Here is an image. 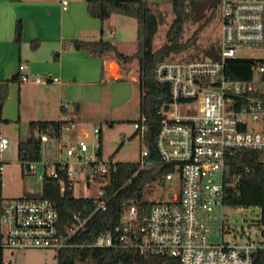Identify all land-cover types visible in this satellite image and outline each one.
<instances>
[{
  "label": "built area",
  "instance_id": "built-area-1",
  "mask_svg": "<svg viewBox=\"0 0 264 264\" xmlns=\"http://www.w3.org/2000/svg\"><path fill=\"white\" fill-rule=\"evenodd\" d=\"M67 6L63 1L64 10ZM217 12L221 19L218 59H165L155 68L157 82L169 87V96L157 112L155 151L159 160L148 159V118L142 115L134 123L145 143L138 162L141 168L157 172L156 178L168 182L177 178L178 191L171 200L151 203L147 212L139 202H130L118 223L101 231L93 243L72 244L70 240L86 229L92 215L107 211L106 188L117 163L104 160L99 127L82 131L71 120L59 129L51 126L39 133V139L51 145L54 158H21L22 166L33 172L41 164L45 170L38 178L43 186L57 183L61 196L71 192L74 198L92 199L95 209L89 216L74 211L63 221L56 201L42 194L4 201L0 264L6 250L59 253L77 247L133 251L144 257L175 258L180 264H255L256 252L264 249L260 216L253 224L255 236L251 230L231 233L225 200L230 190H239L242 180V175H231V160L245 150L264 151V66L255 68L250 79H232L227 75V61L238 59L240 46H264V0H220ZM26 68L20 66L21 71ZM22 80L29 77L23 75ZM35 81L56 82L58 78L37 76ZM67 108L68 104H62V109ZM9 144L7 138H0V152ZM3 169L2 165L1 174ZM81 183L87 190L97 185V193L77 196L76 187ZM215 231L220 233L219 239H215ZM225 234L232 240L225 241Z\"/></svg>",
  "mask_w": 264,
  "mask_h": 264
},
{
  "label": "trees",
  "instance_id": "trees-1",
  "mask_svg": "<svg viewBox=\"0 0 264 264\" xmlns=\"http://www.w3.org/2000/svg\"><path fill=\"white\" fill-rule=\"evenodd\" d=\"M204 0H171L174 20L166 35V44L158 50L153 49V42L158 31V19L148 0H87V9L91 17L101 22L108 20L112 15H122L134 18L138 22V50L133 55L119 52L111 43L103 39L92 42H79L76 47L88 49L99 55L113 53L115 58L123 64H131L138 60L140 79L144 93L141 103V111L148 118L149 131L146 143L150 149L149 161H157L155 151V138L159 128V116L157 112L163 101L169 96V87L159 84L155 77L157 64L170 56L185 49L182 38L187 20V4L202 3ZM220 0H209L203 5L212 10L207 19L210 21L215 16ZM187 42L195 41L200 30ZM22 37V24L17 22L15 30V42L20 43ZM264 48V46H263ZM206 56L218 59L216 49L206 51ZM264 66V56L260 59H236L227 61V75L232 79H250L255 68ZM8 84H0V125L9 123L3 118V107L8 99ZM64 122H34L30 125L31 136L18 143L20 158L27 161H40L43 152L47 149V143L40 141L35 133L47 130L54 126L59 129ZM264 151L245 150L231 160V175H242L238 191L230 190L225 204L230 209L260 210V224L264 226ZM2 163H0V167ZM250 169L247 172V169ZM156 179L152 170L142 169L139 163H117L115 174L111 178L110 185L106 188L109 197L108 209L105 212H97L91 216L86 229L73 237L70 242L75 245L91 244L101 231L116 225L123 214L125 207L130 202H139L147 212L151 203L142 200L143 190L148 183ZM2 174L0 172V216L4 199L1 196ZM42 197L49 198L58 204L63 221H66L74 211L82 212L89 216L95 209L92 199L74 198L71 192L61 196L59 185L52 183L43 186ZM58 264H180L175 258L144 257L133 251H119L113 249L98 248H67L61 250L58 255ZM255 264H264V249L255 254Z\"/></svg>",
  "mask_w": 264,
  "mask_h": 264
},
{
  "label": "rangeland",
  "instance_id": "rangeland-1",
  "mask_svg": "<svg viewBox=\"0 0 264 264\" xmlns=\"http://www.w3.org/2000/svg\"><path fill=\"white\" fill-rule=\"evenodd\" d=\"M152 11L158 19V31L153 42V49L158 50L166 44V35L171 23L174 20L173 8L167 0H148ZM205 2H188L187 20L182 38L185 49L178 53H172L165 59L208 58L206 51L221 49V19L218 12L207 21L212 13L209 8H204ZM116 25L117 39L112 35L113 42L121 52L126 55H133L138 50V22L134 18H125L115 15L111 21ZM195 41L187 44L195 32L200 29ZM121 42V43H119ZM119 45V46H118ZM264 56L263 47L240 46L237 48V57L240 59H260ZM123 71L124 79L118 82H108L104 85L91 88L90 96L79 100L81 105L80 113L75 116V121L80 122L82 131H92L94 127L101 129L103 158L105 161L116 163H138L141 154L145 149V143L140 134L135 130L134 123L139 121L143 115L141 103L143 98V87L140 82L130 80L129 72H133L140 79L139 62L123 64L118 61ZM164 59V60H165ZM87 91V89H85ZM70 94V93H68ZM14 104L18 111L19 96L17 91L14 95ZM24 98V96H23ZM21 100V99H20ZM23 101H25L23 99ZM64 103H68L69 110H73V102L69 97H64ZM24 110L26 105L23 104ZM26 115V114H24ZM259 129V126H254ZM31 136L27 122L9 123L0 125V138H7L9 147L0 152V163L4 169L2 172L1 196L4 201L20 200L39 197L42 194L43 183L38 175L44 172L45 168L37 164L36 171L28 172L21 164L18 151L19 141L28 139ZM39 138V133H35ZM77 134L74 132L72 137ZM64 142H68L65 140ZM47 144V153L43 160L51 161L54 158V149ZM45 151V150H44ZM46 152V151H45ZM76 195H94L97 193V185L91 190H87L81 183L77 187ZM178 191L177 178L168 182L156 178L148 183L143 190L142 200L149 203L167 202L172 198L173 192ZM227 224L231 227V233L247 232L251 230L256 235V226L253 225L260 216V210L252 209H229L226 210ZM215 239L220 238V233L215 231ZM224 240H232L228 234L224 235ZM59 253L55 250L25 249L6 250L3 254V264H58ZM92 264V263H84Z\"/></svg>",
  "mask_w": 264,
  "mask_h": 264
},
{
  "label": "crops",
  "instance_id": "crops-1",
  "mask_svg": "<svg viewBox=\"0 0 264 264\" xmlns=\"http://www.w3.org/2000/svg\"><path fill=\"white\" fill-rule=\"evenodd\" d=\"M63 1L68 2L66 10ZM115 15L104 22L91 17L87 0H0V84L9 88L3 118L9 123L27 122L29 130L34 122L71 120L82 126L75 121L81 111L79 100L88 98L91 88L124 79L127 71L113 53L99 55L76 45L101 39L111 42L112 35L118 40L116 25L111 22ZM18 21L22 24L20 43L15 42ZM112 64L118 67L115 74L110 69ZM21 65L27 68L21 71ZM128 74L131 81L139 82L135 73ZM23 75L29 80H22ZM47 75L58 81H35L37 76ZM15 91L18 111L13 102ZM64 97L73 102V110L68 109ZM62 104L68 108L62 109Z\"/></svg>",
  "mask_w": 264,
  "mask_h": 264
},
{
  "label": "bare ground",
  "instance_id": "bare-ground-1",
  "mask_svg": "<svg viewBox=\"0 0 264 264\" xmlns=\"http://www.w3.org/2000/svg\"><path fill=\"white\" fill-rule=\"evenodd\" d=\"M117 68H118V67H117L115 64H112V66H111V68H110V69H111V72L115 74L116 71H117Z\"/></svg>",
  "mask_w": 264,
  "mask_h": 264
},
{
  "label": "water",
  "instance_id": "water-1",
  "mask_svg": "<svg viewBox=\"0 0 264 264\" xmlns=\"http://www.w3.org/2000/svg\"><path fill=\"white\" fill-rule=\"evenodd\" d=\"M157 175V172L154 174V176H156Z\"/></svg>",
  "mask_w": 264,
  "mask_h": 264
}]
</instances>
